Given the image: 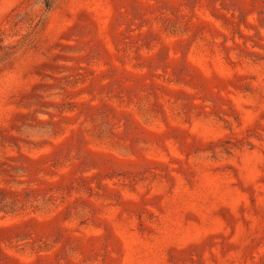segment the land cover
I'll return each mask as SVG.
<instances>
[{
    "label": "rangeland",
    "instance_id": "rangeland-1",
    "mask_svg": "<svg viewBox=\"0 0 264 264\" xmlns=\"http://www.w3.org/2000/svg\"><path fill=\"white\" fill-rule=\"evenodd\" d=\"M0 264H264V0H0Z\"/></svg>",
    "mask_w": 264,
    "mask_h": 264
}]
</instances>
